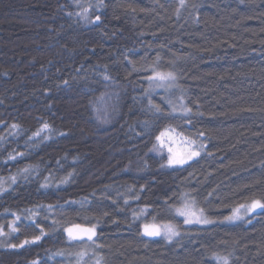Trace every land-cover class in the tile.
I'll return each mask as SVG.
<instances>
[{"label":"trees","instance_id":"16d2710c","mask_svg":"<svg viewBox=\"0 0 264 264\" xmlns=\"http://www.w3.org/2000/svg\"><path fill=\"white\" fill-rule=\"evenodd\" d=\"M153 69L173 86L151 84ZM165 129L200 154L169 166L153 153ZM185 194L211 223L184 224ZM253 199L264 0H0V264H78L85 249L79 264H264V209L222 223ZM97 210L95 243L70 241ZM168 223L170 241L143 234Z\"/></svg>","mask_w":264,"mask_h":264},{"label":"snow or ice","instance_id":"6c2138e0","mask_svg":"<svg viewBox=\"0 0 264 264\" xmlns=\"http://www.w3.org/2000/svg\"><path fill=\"white\" fill-rule=\"evenodd\" d=\"M181 5H183L184 0H180ZM87 9H83L84 13H87ZM80 15V13H78ZM86 18V16L84 17ZM97 20L100 19L99 16L96 17ZM105 79H108L106 76ZM176 77L175 74L172 72H161L156 71L153 69V74L148 77V80L151 84L158 88H165L168 89L173 86V82L175 81ZM102 99V98H101ZM151 103V102H150ZM156 111L159 112V106H154ZM175 111V109H173ZM185 111H190V109H185ZM15 127V126H13ZM45 129L48 127L47 124L43 126ZM171 133H175V129H171ZM39 135V133H36ZM181 136L180 144L182 147L174 148L172 146H167L165 144V137L173 144L176 143L175 138L169 133V130H165L160 133L156 137V140L159 142L160 147L167 146V150L169 153L167 163L169 166L173 165H183L187 163L189 160L193 159L194 157L200 154V147L197 146V142L195 140H191L187 137H183L182 134H178ZM154 145V149H155ZM26 171V169H25ZM15 179L14 177L12 178ZM257 209H264V202L259 199H253L251 203L248 204H240L236 208L232 210V214L225 219L229 221L243 219L245 216H248L254 213ZM175 213L177 216L183 217L184 224L191 225V224H209L210 221L204 214V210L202 208L197 207L196 202L194 199L189 198L187 194H185L184 202L180 207L175 209ZM8 227L14 232L17 229L14 227V224H9ZM69 240H87L89 242L95 243L94 237L96 236V225H92L91 227H84L79 224L73 225L72 227L65 229ZM2 228H0V235H4ZM41 234H43V230H41ZM143 234L148 237L154 236H161L163 235L167 240H171L174 236L179 235L176 226L168 223L164 225H157V224H145L143 226ZM40 239V236H34L31 241L24 240L20 245H9V247H23L24 244L35 242ZM99 247V246H98ZM63 254V253H58ZM87 250H82L77 253V260L78 264L79 261H82L83 258L87 255ZM95 254V253H94ZM213 257L216 260V264H229V259L227 256H219L213 253ZM96 264H103V258L98 257L96 259Z\"/></svg>","mask_w":264,"mask_h":264},{"label":"rangeland","instance_id":"374dc122","mask_svg":"<svg viewBox=\"0 0 264 264\" xmlns=\"http://www.w3.org/2000/svg\"><path fill=\"white\" fill-rule=\"evenodd\" d=\"M165 130H169V133L175 138V140H176V143L175 144H173L171 141H169L168 139H167V137H165V144L167 145V146H172V147H174V148H180V147H182V145L180 144V139H181V136H179V135H177L176 134V132L175 133H171V129H165ZM165 130H163V131H165ZM162 131V132H163ZM158 135H160V133L158 134ZM157 135V136H158ZM154 145L156 146L155 147V149H154V147H153V153H155V154H164V156H166V159L168 160V156H169V153H168V150H167V146H165V147H160L159 146V142L156 140V138H155V142H154ZM197 157V156H196ZM195 158V157H194ZM193 158V159H194ZM193 159H191V160H193ZM191 160H189V161H191ZM188 161V162H189ZM184 165V164H183ZM178 166H181V165H173L172 167H178ZM262 209H257L254 213H257V212H259V211H261ZM102 212H104V211H99V210H97V212L95 213V219H96V226H99V225H101V222H102V219H101V213ZM254 213H252V214H254ZM232 214V213H231ZM230 214V215H231ZM252 214H250V215H252ZM229 215V216H230ZM250 215H248V216H250ZM248 216H245L243 219H238V220H233V221H229V220H227V219H224L223 220V222L222 223H224V224H230V223H236V222H240V221H242V220H244L246 217H248ZM228 217V216H227ZM183 218V217H182ZM184 219V218H183ZM192 226H205L206 224H191ZM190 225V226H191ZM165 238L163 235H161V236H154V238ZM166 239V238H165ZM86 240V239H85Z\"/></svg>","mask_w":264,"mask_h":264}]
</instances>
